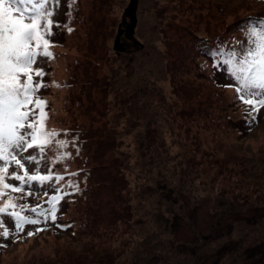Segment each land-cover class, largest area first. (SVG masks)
I'll use <instances>...</instances> for the list:
<instances>
[{"label": "rangeland", "instance_id": "1", "mask_svg": "<svg viewBox=\"0 0 264 264\" xmlns=\"http://www.w3.org/2000/svg\"><path fill=\"white\" fill-rule=\"evenodd\" d=\"M129 3L109 0L105 14L101 0H61L55 58L37 65L45 72L38 96L48 102L47 128L74 142L67 161L47 166L77 173L78 190L66 189L56 222L39 225L45 231L0 236V264H264V108L250 121L210 55H185L198 36L243 42L244 18L263 17L264 0H140L142 47L118 54ZM96 19L105 23L95 39ZM91 41L98 66L87 64ZM83 131L97 133L90 155L79 149ZM86 167L95 168L87 188ZM45 191L52 194L47 182L39 196L15 202L35 206ZM0 221L14 230L7 214Z\"/></svg>", "mask_w": 264, "mask_h": 264}, {"label": "snow or ice", "instance_id": "2", "mask_svg": "<svg viewBox=\"0 0 264 264\" xmlns=\"http://www.w3.org/2000/svg\"><path fill=\"white\" fill-rule=\"evenodd\" d=\"M60 4L61 0H0V198L9 197L0 206V214H7L14 224L10 232L0 221L3 238H22L27 226H37L35 231L26 233L28 237L45 231L39 225L56 222L57 205L66 189L78 190L73 179L77 173L65 169V174H60L47 166L67 161L71 157L67 149L74 142L57 139L61 133L47 128L48 102L38 96L45 87V72L37 65L41 60L55 58L50 51L51 37L53 29L60 26L53 19ZM247 25L242 29L244 41L236 42L247 47L239 50L221 44L218 51L209 55L214 68L232 80L227 86L234 88L247 118L255 122L264 108V18H258V22L248 18ZM53 148L56 154L48 161L47 153ZM10 167L15 170L9 172ZM6 178L18 183H8ZM46 182L52 186V194L45 191L43 196L47 199L41 197L42 203L33 206L15 202L39 196V189ZM6 190L22 195L13 197Z\"/></svg>", "mask_w": 264, "mask_h": 264}, {"label": "trees", "instance_id": "3", "mask_svg": "<svg viewBox=\"0 0 264 264\" xmlns=\"http://www.w3.org/2000/svg\"><path fill=\"white\" fill-rule=\"evenodd\" d=\"M101 2H102V7L104 9H107V11H105L101 7H100V10H101L102 13L107 14L108 11H109V9H110L109 0H101ZM260 16H263V17H260V18H264V15H260ZM102 17H104V16H102ZM163 18H166L167 20H169V24L171 23V21L174 20V16L166 15L165 13H163ZM248 18H252V19L258 20V18H256V16H251V17L248 16L247 18H244V19H248ZM104 23H105V20H100V19H96L95 20V23H94L95 24V30H94V38L95 39L99 37V35H98V29L101 26H103ZM167 27H169V26H167ZM241 29H242V27H239V30H241ZM208 37H212V38H208ZM217 37H219V38H217ZM207 39H211V40H205V37H199L198 36L195 40H191L192 41L191 43L188 42V44L186 46V53H185V55L187 56V53H188V50L189 49L191 50V52H195V49H196V56L195 57H200V56L207 57V55H209V53L218 51L219 48H220V46H221V44H224L226 46L227 45H230L231 47L232 46H235L237 44L236 43L237 41L233 40V38L230 41L229 39H224V38L220 37L219 34H217L215 36H207ZM194 41H197V42H201L202 41L203 44H201L199 47L196 48ZM213 42H215V44L211 46V44ZM191 44H193V45H191ZM95 49H96V44H95V42H92L91 41L90 44H89V52H90V55L91 56H89V61H88L87 64H93L94 63L95 65L98 66L97 61L99 59L95 55L92 54V53L95 52ZM88 67L91 68V69H95V67L92 66V65H88ZM89 83H90V81H89ZM96 84H98V82H96ZM102 85H105L106 86L107 84H102ZM96 135H97V133L89 134L88 132H85V131L81 132V134L80 133L79 134L77 133V138L80 140L79 141V149H80V151H84V154L85 155H86V153L89 154V150L87 148L88 147V143H89V147L92 146L93 145L92 144L93 138L95 139ZM97 145H98V142H96V146ZM107 146L108 147H111V143L110 142L107 143ZM97 151H98V155H100L99 154L100 149L97 148ZM89 155H88V159H89V163H90V162H92V156H90L91 157V161H90ZM94 169L95 168H92V170H90L89 167L88 168L86 167V169H85L86 171H85V175L83 177V184H84V186L86 188H87V185L89 186L91 184L92 180H93V177H94Z\"/></svg>", "mask_w": 264, "mask_h": 264}, {"label": "water", "instance_id": "4", "mask_svg": "<svg viewBox=\"0 0 264 264\" xmlns=\"http://www.w3.org/2000/svg\"><path fill=\"white\" fill-rule=\"evenodd\" d=\"M139 3L140 0H130L128 7L124 11L122 22L118 27L113 46L114 51L118 54L125 52L130 43L142 47L140 41L136 37ZM123 36L129 43L122 42Z\"/></svg>", "mask_w": 264, "mask_h": 264}, {"label": "flooded vegetation", "instance_id": "5", "mask_svg": "<svg viewBox=\"0 0 264 264\" xmlns=\"http://www.w3.org/2000/svg\"><path fill=\"white\" fill-rule=\"evenodd\" d=\"M122 41H123V42H127V40H126V38H125V37H123V38H122Z\"/></svg>", "mask_w": 264, "mask_h": 264}, {"label": "bare ground", "instance_id": "6", "mask_svg": "<svg viewBox=\"0 0 264 264\" xmlns=\"http://www.w3.org/2000/svg\"><path fill=\"white\" fill-rule=\"evenodd\" d=\"M123 37H124V36H123ZM123 37H122V38H123ZM126 40H127V39H126ZM122 42H123V41H122ZM124 43H129V42H128V40H127V42H124ZM127 48H128V47H127ZM116 53H117V52H116ZM122 53H123V52H122Z\"/></svg>", "mask_w": 264, "mask_h": 264}]
</instances>
